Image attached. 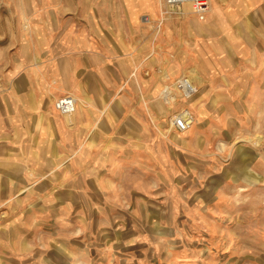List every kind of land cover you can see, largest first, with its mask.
Instances as JSON below:
<instances>
[{
    "label": "rangeland",
    "instance_id": "374dc122",
    "mask_svg": "<svg viewBox=\"0 0 264 264\" xmlns=\"http://www.w3.org/2000/svg\"><path fill=\"white\" fill-rule=\"evenodd\" d=\"M48 1L0 0V63ZM57 1L78 8L49 11L48 21L81 19L82 0ZM191 80L193 103L201 90ZM161 91V110L147 113L138 135L147 142L131 155L103 165V146L71 147L73 155L53 146L43 161H26L18 192H0V264H264V85L248 128L221 113L220 124L194 122L187 134L172 127L181 109Z\"/></svg>",
    "mask_w": 264,
    "mask_h": 264
},
{
    "label": "crops",
    "instance_id": "0c3cea01",
    "mask_svg": "<svg viewBox=\"0 0 264 264\" xmlns=\"http://www.w3.org/2000/svg\"><path fill=\"white\" fill-rule=\"evenodd\" d=\"M48 2L0 63L1 193L18 192L26 161H43L53 146L69 147L68 155L103 146V165L131 155L147 142L138 135L147 113L162 108L154 102L164 82L192 70L201 78L190 103L197 125L220 124L225 113L236 128L249 127L264 85V0H210L204 21L183 6L165 18L161 0H82L81 19L55 23L47 12L78 5ZM235 66L256 68L241 74ZM65 95L85 102L72 118L55 107Z\"/></svg>",
    "mask_w": 264,
    "mask_h": 264
},
{
    "label": "built area",
    "instance_id": "2783aa9c",
    "mask_svg": "<svg viewBox=\"0 0 264 264\" xmlns=\"http://www.w3.org/2000/svg\"><path fill=\"white\" fill-rule=\"evenodd\" d=\"M167 7H180L185 3H189L192 6V12L200 19L204 20L209 11L210 0H164ZM174 89L166 88L164 98L166 102L175 101L182 98L183 101L191 100L196 93L198 88L194 82L188 77H180L175 83ZM181 100V99H179ZM170 103V102H169ZM76 99L72 95H65L57 99L55 103L56 109L62 114H69L76 110ZM176 116H180V113ZM175 116V117H176ZM173 120V127L178 131H185L189 128L190 120L184 118H175Z\"/></svg>",
    "mask_w": 264,
    "mask_h": 264
},
{
    "label": "bare ground",
    "instance_id": "6f19581e",
    "mask_svg": "<svg viewBox=\"0 0 264 264\" xmlns=\"http://www.w3.org/2000/svg\"><path fill=\"white\" fill-rule=\"evenodd\" d=\"M160 4H162L163 6H166V4H165V2H164V0H161V3ZM219 5V4H218ZM184 8H186L188 11H192V6H191V4H189V3H185V4H183L182 5ZM160 7V6H159ZM166 8H167V10H163V14H164V17L165 18H168L169 16H165V14L166 13H169V11H170V7H167L166 6ZM166 8H164V9H166ZM209 9H210V7H209ZM181 10V9H180ZM216 11V10H215ZM170 12H172V11H170ZM221 12V11H220ZM163 17V16H162ZM173 21H174V18H173ZM146 22H148V21H146ZM178 22V21H177ZM174 24V23H173ZM175 27V26H174ZM178 27V26H177ZM172 30V29H171ZM161 32H162V30H161ZM167 69V68H166ZM180 72V71H179ZM194 73V74H193ZM183 74H186V73H183ZM134 75V74H133ZM163 76V75H162ZM177 76V75H176ZM181 76V75H180ZM179 76V77H180ZM191 76H192V78L191 79H193V80H195V82L196 81H198V79H201L200 78V76L198 75V73H196V71H194V70H192V74H191ZM197 83V82H196ZM204 84V83H203ZM174 87H176V85L174 84V86L173 87H170L171 89H174ZM166 88H169V85H164V88L162 89V91L161 92H163L162 94L164 95L165 94V90H166ZM73 97L76 99V103H78V105L80 106V105H85V102L84 101H81L80 99H79V97H77L76 95H73ZM169 102H167V103H169L171 106L173 105V104H177V106L178 105H180V104H178V103H183V105H180L179 106V108L181 109V112H180V116H176L175 118H184L185 120H190V124L191 125H189V128H188V131H186V132H184V134H187V133H189V132H191L192 133V127H193V124H194V122H195V120H196V118H195V115H194V113H193V111H192V109L189 107V105H190V101H182V100H179V99H177V100H175V101H172V102H175V103H172L169 99H167ZM88 106V105H87ZM86 108V107H85ZM171 107H169V109H170ZM76 111H77V106H76V110L74 111V112H72V113H69V114H63V115H65L67 118H72L73 117V115L76 113ZM153 117V116H152ZM155 118V117H154ZM173 120L174 119H172V127H173ZM195 125V124H194ZM169 126V125H168ZM171 126V125H170ZM169 126V127H170ZM172 129V128H171ZM197 130V129H196ZM195 130V131H196ZM167 131H169V130H167ZM172 131V130H171ZM194 131V132H195ZM170 133V132H169Z\"/></svg>",
    "mask_w": 264,
    "mask_h": 264
}]
</instances>
